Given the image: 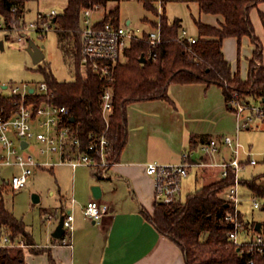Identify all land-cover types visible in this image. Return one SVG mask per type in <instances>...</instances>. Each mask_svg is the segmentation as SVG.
I'll return each instance as SVG.
<instances>
[{"label": "trees", "instance_id": "16d2710c", "mask_svg": "<svg viewBox=\"0 0 264 264\" xmlns=\"http://www.w3.org/2000/svg\"><path fill=\"white\" fill-rule=\"evenodd\" d=\"M109 0H68L62 12L56 15L54 24L74 34L76 51L74 54L76 76L72 80H62L55 76L48 64L40 65L45 80L54 90V100L68 106L70 115L66 122L78 132L87 149L90 133H105L109 139V159L118 161L127 143L128 105L147 99H170L169 87L172 83L205 82L215 83L223 88L226 101H232V91L247 99L264 97V44L257 35L251 19V10L264 0H197L201 11L220 13L225 20L213 26L196 19L198 36L193 41L178 39L181 19H162V42L151 46L144 40H134L127 49L129 60L118 64L113 79L108 80L88 69H80L81 39L76 31L81 27L85 8L95 4L107 5ZM25 0H0V14L8 26L21 27ZM145 4L155 11L151 1ZM264 26V12H260ZM119 21V6L111 9L105 20ZM249 35L255 44L250 58L249 75L241 78L233 74L232 64L223 52V40L229 36L241 38ZM152 51L156 57L141 62L142 54ZM112 91L113 112L109 122L102 112V94ZM231 108L234 106L231 104ZM72 116L74 121L71 120ZM255 176L247 183L254 194L264 198V183H258ZM234 182L232 172L227 177H216L193 192L186 199L161 203L155 201L152 213L143 210L146 217L164 235L175 241L184 253L186 264H248L250 253L240 249L229 238L233 223L227 213L233 209L224 192ZM8 184L0 181V232L7 231L12 239L26 235V224L6 206L4 191ZM244 218V215L241 214ZM246 224L255 228L256 223ZM256 229V228H255ZM253 264H264V254L253 255ZM0 264H26L22 248L0 246Z\"/></svg>", "mask_w": 264, "mask_h": 264}, {"label": "crops", "instance_id": "0c3cea01", "mask_svg": "<svg viewBox=\"0 0 264 264\" xmlns=\"http://www.w3.org/2000/svg\"><path fill=\"white\" fill-rule=\"evenodd\" d=\"M194 1L199 10L193 17L196 34L189 33L182 17L175 18H180L181 29L185 28L195 38L198 36L196 19L219 26L225 18L220 13L201 11L198 1ZM254 10L256 13L252 14ZM261 11L264 12V1L251 10V19L260 38L264 36ZM22 17L25 20V9ZM126 23L131 20L127 19ZM244 39L251 47L248 54L242 55ZM254 49L249 35L229 36L223 40V52L232 64L233 74L248 78ZM242 67L245 74H242ZM169 96L170 99H147L128 105L127 143L106 177L99 176L89 166L73 168L70 164H60L71 167L73 174L71 193L60 192L57 205L58 223L67 212L74 214L72 246L63 242V236H53L57 226L45 239L38 240L31 226L25 223L27 234L16 238L25 244L17 248L23 249L26 264H186L179 245L161 233L144 214L143 210L152 213L155 203L154 180L147 174L146 164L179 163L186 150L194 151L195 159L204 155V160H210L209 154L201 151L204 143L227 133L238 137L241 130H238L237 115L226 101L223 88L215 83H172ZM229 155V149L223 147L216 158L221 160ZM80 167L87 169L79 171ZM195 169L196 179L203 182L208 181L210 174L220 177L218 166L195 165L191 171ZM93 184L101 186L100 198L94 197ZM92 199L110 205V211L98 221L84 213V206ZM52 220L48 219V223Z\"/></svg>", "mask_w": 264, "mask_h": 264}, {"label": "built area", "instance_id": "2783aa9c", "mask_svg": "<svg viewBox=\"0 0 264 264\" xmlns=\"http://www.w3.org/2000/svg\"><path fill=\"white\" fill-rule=\"evenodd\" d=\"M97 7L98 4L87 7L82 13L79 28L80 69L82 72L91 69L112 80L115 67L124 61L127 49L134 40H144L151 46L162 42V21L159 19L154 28L145 30L131 23L122 24L113 18L105 20V15L99 14ZM58 13L56 9L39 11L33 21L26 22L18 29L15 24L8 26L5 19L4 25L19 31L37 30L42 35L53 26ZM2 26L0 22V28ZM18 39L22 40V36L19 35ZM178 39L193 41L195 38L183 28ZM145 56L148 59L156 57V54L148 51ZM53 97L54 90L46 80L40 81L38 86L28 81L0 84V181H5L13 189L25 186L30 175L40 167L53 168L57 164H70L76 168L86 165L98 172L99 176L106 177L109 167L114 163L109 159V139L106 134L90 133L87 149H83L80 135L66 122L70 115L68 106L58 104ZM252 99L257 100L253 97L245 99L237 90L232 91L231 104L238 118V130L251 127L257 117L264 116V101L258 100L260 104L257 105ZM112 111V91L107 88L102 94V112L107 123ZM32 141L40 145L39 149L31 147ZM24 142L27 145L23 146ZM223 147L229 149L230 155L218 160L216 156ZM201 151L209 154L210 160H204V155L195 159L194 151L186 150L179 163L146 164V172L154 180L155 201L167 204L179 201L183 180L195 165L218 166L220 177L223 178L232 172L234 182L224 194L233 207L226 216L233 223L229 238L240 249L252 255L248 264H253L254 254H264V233L251 225L249 227L241 217L240 172L246 163L255 164L256 160L250 158L251 152L244 148L239 138L230 134L211 138L202 145ZM243 152L248 155V159L241 157ZM9 169L11 171L8 172ZM253 201L255 207L260 206L258 195H253ZM109 211L110 205L99 199H92L84 206L85 215L95 221L102 219ZM53 218L54 215H48L49 220ZM74 219L72 211L64 214L65 233L62 240L70 246L75 228ZM24 245L22 240L12 239L10 234H5L0 241V246Z\"/></svg>", "mask_w": 264, "mask_h": 264}, {"label": "rangeland", "instance_id": "374dc122", "mask_svg": "<svg viewBox=\"0 0 264 264\" xmlns=\"http://www.w3.org/2000/svg\"><path fill=\"white\" fill-rule=\"evenodd\" d=\"M147 1L152 2L155 11L145 4L146 0H109L105 6L98 4L97 11L101 15H106L111 9L119 6L120 23L125 24L127 19H130L133 26H138L145 30L154 28L158 20L162 21L164 16L168 20L182 17L189 33L196 34L197 30L193 20V17L197 16L199 11L196 1ZM67 3L68 0H25V20L26 22L33 21L36 13L43 9L48 11L55 8L60 13ZM255 13L256 11L254 10L252 14ZM0 22L3 23V26L0 28V40H3L4 44V47L0 46V84L28 81L38 86L40 81L45 80L44 74L39 68L43 64H48L59 79L72 80L75 78L74 54L76 47L72 32L59 28L57 24H53L42 35L39 31L32 29L26 31L17 30L23 27V25L17 27V29H9L8 26L4 25V18L1 14ZM76 33L79 34V30ZM19 35L22 36V40L18 39ZM261 39L264 43V36ZM30 40H34L37 44L44 46L45 57L38 63L33 61L27 49ZM250 47L248 41L244 39L241 44L242 55L248 54ZM128 60L129 56L127 54L121 63H125ZM242 74H245V68L243 67ZM252 100L253 103L260 104L258 100ZM240 132L238 136L239 141L245 149L251 152L250 158L256 160L255 164L246 163V167L240 172L242 180L249 182L255 176L264 173V116L257 117L251 127L242 129ZM229 134L234 135L232 133ZM31 147L35 150L39 149L40 145L36 141H32ZM241 157L244 160L248 159V155L245 152L242 153ZM41 159L44 160L45 157H41ZM80 169L85 170L87 168L80 167L79 171ZM196 169L191 171L183 180L182 200L186 199L188 193L193 192L196 188L206 183L196 179ZM9 171L11 170L9 169ZM206 173L209 176L210 172L207 171ZM210 176L208 177L210 180L216 178V176ZM72 179V169L69 166L57 164L53 169L50 167H40L30 175L28 183L22 188L13 189L10 185L6 186L4 191L6 206L17 218L31 226L36 239H45L46 235H50L51 231L58 225V216L60 214L57 207L59 194L60 192L61 194L71 193ZM258 183H264V176L259 177ZM34 194L39 195V201H34ZM240 194L242 200L240 209L243 212L245 221L249 224L262 222L261 232L264 233V198L258 196L260 206L255 207L253 201L254 192L243 181L240 186ZM48 213L56 217V219L49 223L46 218L49 215ZM6 232L5 230L0 232V241L5 234H8Z\"/></svg>", "mask_w": 264, "mask_h": 264}, {"label": "water", "instance_id": "95a60500", "mask_svg": "<svg viewBox=\"0 0 264 264\" xmlns=\"http://www.w3.org/2000/svg\"><path fill=\"white\" fill-rule=\"evenodd\" d=\"M0 46L4 47L3 40H0ZM43 47H44L43 45L37 44L34 40L29 41V45H28L27 49L30 52V54L33 58V61L35 63L40 62L45 57ZM146 60H147V57L145 56V54H142L140 61L145 62ZM262 100L264 101V97L262 98ZM71 120L74 121L73 116H72ZM25 145H27V142L23 143V146H25ZM91 188H92L94 197L100 198L101 194H102L101 186L99 184H93ZM33 199H34V201H39V195L34 194ZM261 227H262V222H257L255 225L256 230L261 231L262 230ZM64 233H65L64 216H62L57 227L55 228V230L53 232V236L60 238L63 236Z\"/></svg>", "mask_w": 264, "mask_h": 264}]
</instances>
